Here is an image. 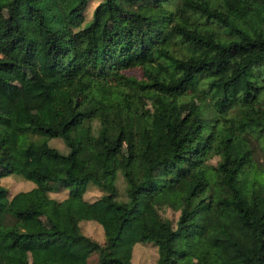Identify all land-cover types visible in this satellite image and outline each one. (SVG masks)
Returning <instances> with one entry per match:
<instances>
[{
	"label": "trees",
	"instance_id": "16d2710c",
	"mask_svg": "<svg viewBox=\"0 0 264 264\" xmlns=\"http://www.w3.org/2000/svg\"><path fill=\"white\" fill-rule=\"evenodd\" d=\"M90 1L0 0V65L42 89L32 112L0 96V180L31 182L10 196L0 182V264H132L139 242L155 264H264V0H99L87 19ZM31 47L33 61L11 57ZM56 67L79 71L63 85ZM188 84L201 98L185 123ZM90 184L103 192L88 201ZM40 214L47 227L25 225ZM21 241L37 243L29 260Z\"/></svg>",
	"mask_w": 264,
	"mask_h": 264
},
{
	"label": "rangeland",
	"instance_id": "374dc122",
	"mask_svg": "<svg viewBox=\"0 0 264 264\" xmlns=\"http://www.w3.org/2000/svg\"><path fill=\"white\" fill-rule=\"evenodd\" d=\"M99 0H91L88 8L86 9L87 19L91 15V11ZM234 3H239L241 0H231ZM5 20V9L0 5V25ZM143 29H146V24H142ZM139 45V44H138ZM137 46V45H136ZM138 47V46H137ZM258 50H264V45L257 46ZM138 51L139 48H138ZM253 50L250 49V52ZM141 52V51H140ZM249 52V53H250ZM240 53V52H237ZM141 53L137 54L138 57ZM145 56L149 57V51L145 53ZM11 57L18 63H24L26 61H33V48H28L27 50H15L12 52ZM56 73L61 84H66L67 82L73 80L78 74V69L68 70L66 67H56ZM126 75H134L138 78H142V68L140 66L132 67L124 71ZM225 72L220 73L223 77ZM184 91L187 94L188 101L181 106V115L184 117L185 123L190 122L198 113V103L199 98H201V93L197 89L196 85L188 84L184 86ZM0 96L3 109L9 111L18 97H21L25 102V108L28 112H32L35 106L38 104L42 97V89L36 84L32 79L30 73L22 66H2L0 65ZM133 97L136 99L139 106V110L145 115H149L152 111L151 98L143 95L142 93H133ZM50 143L57 146L61 150L65 149L63 141L59 138H54L50 140ZM125 139L122 142V148L124 149ZM215 162V159H212ZM26 181V182H25ZM21 180L15 176H8L1 178L0 182L4 185L9 196L14 194L19 190H25L30 187L31 183L27 180ZM120 190L123 191L121 186L123 183L118 181ZM103 190L96 187L95 185H88L83 196L84 199L91 201L101 195ZM67 190L62 187H54L49 192V195L57 199H62L66 196ZM157 211L163 219H168L175 221L178 216V211L172 209L167 205L157 206ZM24 223L31 229H41L48 226V221L43 215H33L24 219ZM81 230L90 236L91 238L102 241L103 231L101 226L95 221L81 220L79 222ZM264 235V227H263ZM37 247L36 242L21 241L14 245L16 251L21 253L25 259L31 258V252ZM96 255L93 254L89 258V262H93ZM157 258V248L153 242H139L133 246L131 262L132 264H155Z\"/></svg>",
	"mask_w": 264,
	"mask_h": 264
}]
</instances>
